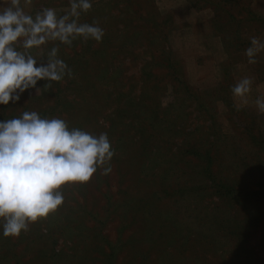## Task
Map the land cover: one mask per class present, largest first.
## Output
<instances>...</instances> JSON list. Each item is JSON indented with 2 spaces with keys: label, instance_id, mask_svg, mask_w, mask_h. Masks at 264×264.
I'll return each mask as SVG.
<instances>
[{
  "label": "rangeland",
  "instance_id": "374dc122",
  "mask_svg": "<svg viewBox=\"0 0 264 264\" xmlns=\"http://www.w3.org/2000/svg\"><path fill=\"white\" fill-rule=\"evenodd\" d=\"M90 2L79 22L102 40L34 49L58 46L73 75L0 105V122L36 111L107 133L112 170L62 186L19 237L0 220V264H264V197L243 195L264 184V49L245 54L264 43V0ZM46 7L62 16L70 0L25 11ZM245 77L246 103L231 91Z\"/></svg>",
  "mask_w": 264,
  "mask_h": 264
},
{
  "label": "clouds",
  "instance_id": "9594fccd",
  "mask_svg": "<svg viewBox=\"0 0 264 264\" xmlns=\"http://www.w3.org/2000/svg\"><path fill=\"white\" fill-rule=\"evenodd\" d=\"M32 0H0V105L20 100L26 90L49 91L72 69L58 57V46L33 55L49 43L71 46L77 39L100 42L104 30L98 21L80 23L81 13L92 8L90 0H70V9L58 16L52 8L35 15L25 11ZM264 49L256 37L246 49L249 63ZM37 66V62L44 60ZM45 81L37 87L38 81ZM252 81L245 77L232 88L246 103ZM255 104L264 113V99ZM239 110V108H237ZM114 156L107 133L98 136L79 128L69 129L61 118H42L36 111L0 122V220L5 237H19L31 223L55 213L64 202L66 184L87 183L98 169L111 172Z\"/></svg>",
  "mask_w": 264,
  "mask_h": 264
},
{
  "label": "trees",
  "instance_id": "16d2710c",
  "mask_svg": "<svg viewBox=\"0 0 264 264\" xmlns=\"http://www.w3.org/2000/svg\"><path fill=\"white\" fill-rule=\"evenodd\" d=\"M262 183V182H260ZM259 184V183H258ZM260 187H258L255 190H246L244 191L243 195L249 197L248 195L256 196V198L264 197V184H259Z\"/></svg>",
  "mask_w": 264,
  "mask_h": 264
}]
</instances>
